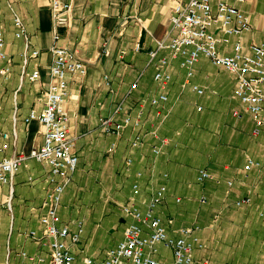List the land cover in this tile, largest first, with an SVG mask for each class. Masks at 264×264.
<instances>
[{
  "label": "crops",
  "instance_id": "1",
  "mask_svg": "<svg viewBox=\"0 0 264 264\" xmlns=\"http://www.w3.org/2000/svg\"><path fill=\"white\" fill-rule=\"evenodd\" d=\"M60 1L70 5V12L56 44L86 65L84 76L66 77L63 104L78 164L57 212L66 222L83 220L75 254L101 258L122 239L131 221L118 208L130 197L132 177L123 170L124 158L129 157L132 171L141 173L137 205L143 209L142 200L163 186L157 214L170 237L191 228L207 244V251L194 253L196 259L207 258L209 264H264V130L256 139L250 137L253 122L233 97V76L199 58L187 77L180 59H169L165 69L169 82L161 88L153 79L154 62L169 56L167 50H160L150 61L148 54L156 50L158 41L168 40L175 2L188 0ZM50 3L0 0V27L9 60L7 79L0 77V133L8 136L0 159L28 154L43 142V127L37 122L25 124L24 118L43 108V91L50 83ZM238 7L251 23L245 42L263 40L264 0H244ZM15 16L21 19L29 43L15 37ZM36 50L38 56L24 64V55ZM6 65L0 61V68ZM34 69L40 78L29 82L27 76ZM134 81L138 86L130 93ZM192 86L204 88L203 94ZM160 93L166 94V101L151 105L149 98ZM111 115L118 122L126 116L132 122L138 119L139 126L130 125L119 136L105 134L100 119ZM136 135L142 136V143L131 148ZM161 139L167 144L155 156L152 146ZM248 158L259 166L245 171ZM199 170L209 172L218 183L198 182ZM45 171L43 165L27 159L8 184H0V264H33L21 253L40 256V264H48L47 248L25 236L41 231L39 208L48 189ZM246 196L251 197L250 205L238 208L235 201ZM201 197L205 203L199 202ZM216 214L219 219L212 222ZM96 234L101 241L93 250ZM158 258L173 264L171 252L161 246Z\"/></svg>",
  "mask_w": 264,
  "mask_h": 264
},
{
  "label": "built area",
  "instance_id": "2",
  "mask_svg": "<svg viewBox=\"0 0 264 264\" xmlns=\"http://www.w3.org/2000/svg\"><path fill=\"white\" fill-rule=\"evenodd\" d=\"M244 0H188L181 4L175 2L170 20L168 40L158 41L157 48L149 52L150 61L156 58L160 50L168 51V59L161 57L153 66L154 81L161 87L169 82L171 76L165 71L168 60L180 59L179 66L186 70L187 77L192 74V66L199 58H206L217 68L230 73L234 78L233 97L237 99L253 122L250 137L256 139L264 130V39L261 41L245 42V35L251 31L249 17L238 7ZM70 5L60 0H51L50 13L52 20L53 44L48 51L52 57L49 67L50 83L43 91L44 103L40 111H30L24 118V123L37 122L43 129V142L39 147H33L28 154L18 153L9 158L0 159V184L6 185L10 179L24 165L27 159H32L46 168L43 180L48 185L46 196L40 206L39 224L41 231H29L25 236L47 248L48 264H163L158 258L159 246L171 252L173 264H209L206 258L194 257L196 251H204L206 246L198 237L193 235L191 228H182L180 235L172 238L166 232L160 216L157 214L158 203L164 196L163 186L154 190L152 196L142 200L144 208L136 203L140 192V172L131 169L132 160L124 158L123 170L128 177H132L130 197L127 202L119 204L118 208L123 216L131 221L124 228L122 239L107 249L101 258L75 254L83 234V220L75 219L66 222L60 219L58 208L61 205L65 188L70 176L77 169L78 158L73 150V143L69 137L68 119L63 110V104L68 94V75L86 74V65L80 61L69 49L58 46L60 29L66 26L69 18ZM16 28L15 37L23 38L29 43V36L24 30L21 19L13 18ZM38 51L24 55V64L38 56ZM103 55L107 52L103 50ZM0 61L7 65L0 68V77L5 80L9 75L8 56L5 51L3 30L0 27ZM40 78L38 69H34L27 76L29 82ZM134 81L129 92L137 89ZM199 95L204 88L192 86ZM167 99L165 93L149 98L151 105L163 103ZM120 108H116L115 114ZM239 116V112L233 111ZM139 126L138 119L131 121L129 116L118 122L114 116L100 119V128L105 134L119 136L128 126ZM153 136L155 132H151ZM8 136L0 133V154L7 148ZM142 143V136L136 135L130 141V147L136 148ZM167 140L161 139L152 146L155 156L162 153ZM259 164L250 158L244 166L245 171L258 167ZM215 180L206 170H199L197 181ZM231 186L230 181L227 182ZM179 201V199H176ZM204 203L205 199L200 198ZM251 197L246 196L235 201L238 208L250 205ZM33 264H40L43 259L34 255L27 257Z\"/></svg>",
  "mask_w": 264,
  "mask_h": 264
},
{
  "label": "rangeland",
  "instance_id": "3",
  "mask_svg": "<svg viewBox=\"0 0 264 264\" xmlns=\"http://www.w3.org/2000/svg\"><path fill=\"white\" fill-rule=\"evenodd\" d=\"M76 171V170H75ZM69 184V183H68ZM68 184H67V186H66V188L68 187ZM66 188H65V190H66ZM81 189H82V191L84 190V191H87V188H83V186H81ZM94 190H95V188H94ZM94 190H92V193H94ZM96 193V192H95ZM70 198H72V196H73V191L70 193ZM199 202H200V199H199ZM201 203V202H200ZM205 203V202H204ZM92 207V205H90L89 206V208H91ZM93 208V207H92ZM91 208V209H92ZM31 210H33V209H31ZM34 211V210H33ZM35 212V211H34ZM217 217V218H216ZM103 218H104V216H103ZM219 219V215L218 214H216V215H214L213 216V219H212V222H216L217 220ZM213 224H215V223H213ZM113 232V231H112ZM98 239V240H97ZM95 241L97 242H95L94 243V245H93V250H95L96 249V247H97V245L100 243V241H101V238L99 237V235L98 234H96L95 235ZM115 246V244L114 245H112V246H110V247H114ZM205 246H206V248H205V250H204V252L205 251H207V244H205ZM207 259V258H206Z\"/></svg>",
  "mask_w": 264,
  "mask_h": 264
}]
</instances>
